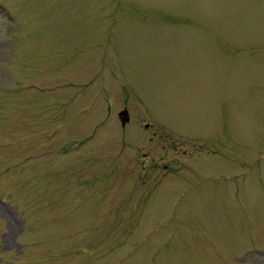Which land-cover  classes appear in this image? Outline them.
Returning <instances> with one entry per match:
<instances>
[{"label": "rangeland", "instance_id": "1", "mask_svg": "<svg viewBox=\"0 0 264 264\" xmlns=\"http://www.w3.org/2000/svg\"><path fill=\"white\" fill-rule=\"evenodd\" d=\"M0 264H264V0H0Z\"/></svg>", "mask_w": 264, "mask_h": 264}, {"label": "flooded vegetation", "instance_id": "2", "mask_svg": "<svg viewBox=\"0 0 264 264\" xmlns=\"http://www.w3.org/2000/svg\"><path fill=\"white\" fill-rule=\"evenodd\" d=\"M126 109V108H125ZM123 111V110H122ZM121 112V111H120ZM120 112H119V114H120ZM130 121H131V118H130ZM129 123V122H128ZM128 123L126 124V125H123L124 127H127V125H128ZM148 127H150V125L149 124H147V128ZM154 133H156V131H154ZM157 134V133H156ZM153 138V137H152ZM169 146H171L170 147V152H168V155H169V158H170V160L168 159L167 161H164V163H162V165H160V166H164V167H166V168H173L175 165H176V163L178 162V160H179V157L178 156H181V153L179 152V150L178 149H176L175 148V146L174 145H169ZM162 159V158H161ZM154 160V159H153ZM144 163V161L143 162H141V164H143ZM159 164L158 163H155V165H153L152 163H151V166L153 167V166H155V167H157ZM144 166H146V165H144ZM172 168H171V170H172ZM170 170V171H171Z\"/></svg>", "mask_w": 264, "mask_h": 264}, {"label": "water", "instance_id": "3", "mask_svg": "<svg viewBox=\"0 0 264 264\" xmlns=\"http://www.w3.org/2000/svg\"><path fill=\"white\" fill-rule=\"evenodd\" d=\"M120 116H121V119H122L124 125H125V124L129 121V119H130L128 110H125V111L121 112V113H120Z\"/></svg>", "mask_w": 264, "mask_h": 264}]
</instances>
